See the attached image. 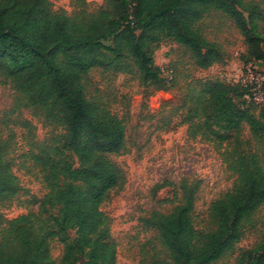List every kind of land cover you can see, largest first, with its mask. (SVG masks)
<instances>
[{"label":"trees","instance_id":"trees-1","mask_svg":"<svg viewBox=\"0 0 264 264\" xmlns=\"http://www.w3.org/2000/svg\"><path fill=\"white\" fill-rule=\"evenodd\" d=\"M77 3L83 9L69 15L55 11L50 0H0V78L25 108L63 131L61 139L38 143L27 154L40 169L46 194L26 198V214L14 219L0 215V264H56L55 242L63 247L60 264H117L118 244L102 206L123 187L122 171L110 156L128 151L127 131L122 119L88 95L93 70L119 74L132 65L144 87L168 91L173 82L154 62L163 40L185 47L202 69L223 61L219 46L199 28L211 12L221 13L241 31L248 61H264V36L257 26L262 11L254 2L105 0L95 12L86 10V0ZM196 86L169 118L181 113L194 135L213 142L234 183L211 203L208 230L195 224L196 185L184 179L156 186L173 185L181 198L168 213L155 211L143 220L158 233L167 253L154 264H215L234 251L264 206V161L257 152H246L241 138L247 128L264 149V102L249 101L250 90L240 84L206 80ZM21 125L31 135V123ZM12 141L11 135L0 134L2 205L23 192L13 168ZM237 264H264V233Z\"/></svg>","mask_w":264,"mask_h":264},{"label":"rangeland","instance_id":"rangeland-1","mask_svg":"<svg viewBox=\"0 0 264 264\" xmlns=\"http://www.w3.org/2000/svg\"><path fill=\"white\" fill-rule=\"evenodd\" d=\"M50 1L55 11L69 15L83 9L77 0ZM86 1L85 8L90 12L105 6V0ZM246 1L259 4L262 13L257 22L258 34L264 36V0ZM199 28L208 40L219 46L223 61L202 69L185 47L170 39L163 40L155 49L154 62L173 82L168 91L144 87L132 65L119 74L96 69L87 79L88 95L98 98L122 119L127 131L128 151L110 156L122 171L124 184L122 189L112 191L102 206L111 219L112 236L118 244L117 264H154L167 258L158 233L146 227L143 220L155 211H171L178 204L181 192L173 185L157 189L158 184L177 185L186 179L197 186L194 217L199 230L209 229L211 203L233 186L234 176L227 169L216 145L202 140L200 134L194 135L190 125L183 123L181 113L171 119L169 116L181 106L189 90L200 82L222 80L236 85L248 66L264 73V61H248V47L241 31L221 13L207 14ZM22 121L31 123V135L22 127ZM62 132L60 127L45 122L25 108L11 85L0 78V134L3 138L13 137V168L23 188L22 194L12 204H0V215L5 219L26 214L28 207L23 205L26 198L46 194L40 169L33 166L27 154L38 143L61 139ZM241 138L245 151L257 152L264 161V149L253 141L247 128ZM175 189L178 191L176 195ZM263 233L264 206L253 217V222L246 225L234 251L215 264H237L240 255L252 249ZM52 256L56 264L61 263L63 247L60 243L53 244ZM79 264H85V261Z\"/></svg>","mask_w":264,"mask_h":264},{"label":"built area","instance_id":"built-area-1","mask_svg":"<svg viewBox=\"0 0 264 264\" xmlns=\"http://www.w3.org/2000/svg\"><path fill=\"white\" fill-rule=\"evenodd\" d=\"M239 84L250 90V93L246 96L249 101H253L257 104L264 102V73L258 71L253 66H248Z\"/></svg>","mask_w":264,"mask_h":264}]
</instances>
